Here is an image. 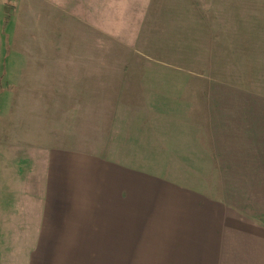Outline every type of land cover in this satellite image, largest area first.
<instances>
[{
  "label": "rangeland",
  "instance_id": "obj_1",
  "mask_svg": "<svg viewBox=\"0 0 264 264\" xmlns=\"http://www.w3.org/2000/svg\"><path fill=\"white\" fill-rule=\"evenodd\" d=\"M169 58L264 98V0H0V264L34 256L51 149L126 161L151 137L140 83Z\"/></svg>",
  "mask_w": 264,
  "mask_h": 264
},
{
  "label": "crops",
  "instance_id": "obj_2",
  "mask_svg": "<svg viewBox=\"0 0 264 264\" xmlns=\"http://www.w3.org/2000/svg\"><path fill=\"white\" fill-rule=\"evenodd\" d=\"M171 62L140 83L148 162L51 149L27 264H264V98Z\"/></svg>",
  "mask_w": 264,
  "mask_h": 264
}]
</instances>
